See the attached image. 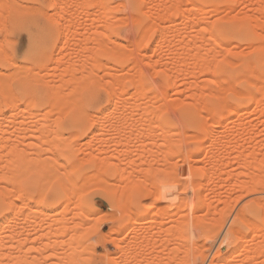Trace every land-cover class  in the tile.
<instances>
[{
  "label": "snow or ice",
  "instance_id": "6c2138e0",
  "mask_svg": "<svg viewBox=\"0 0 264 264\" xmlns=\"http://www.w3.org/2000/svg\"><path fill=\"white\" fill-rule=\"evenodd\" d=\"M120 2L108 0L103 5L122 18L120 26L108 33L111 38L108 42L120 54L108 58L114 60L118 79L110 77L112 83L105 86L103 77L92 76L91 82L85 81L77 86V92L69 93L66 101L42 93L35 97L26 95L8 99L0 108V111L8 109L15 113L18 107L27 105L25 111L39 109L38 116L44 110H51L46 119L63 137L55 148L45 145L46 151L18 154L16 175L4 166L5 171L0 174V226L18 220L34 209L55 216L72 215L79 221L77 247H87L91 253L87 264H137L131 259L133 230L139 227V222L155 214L154 219H164L179 233L178 249L172 261L143 259L141 264H252L250 260L244 261V250H250L257 243L264 249V158L258 167H249L243 175L235 177L239 183L234 186L231 200L223 212L219 207L214 210L207 189L199 179L200 174L194 175L190 164L194 157L204 155L205 147L217 140L216 133L224 124L238 119L247 124L244 113L253 120L264 121V24L256 27L251 21L242 24L217 21L206 26L205 32L211 28L212 36L219 41L217 55L212 61L214 67L208 68L214 95L205 100V110L193 112L192 109L172 107L167 100L171 95L168 83L162 72L154 71L160 65L148 62L152 57L147 53L156 55L153 48H158L159 40L157 33L149 31L153 23L148 14L153 7L151 0H128L125 6L118 7ZM42 7L45 12L51 10L45 17L46 32L31 38L27 48L23 41L11 42L18 40V33L7 34L0 29V84L4 85L5 92L13 75L18 77L24 72L32 75L47 70L48 49L58 38L55 13L61 5L53 2ZM238 41L242 42V47L259 45L261 72L258 76L243 73L245 78L241 79L239 65L233 66L237 52L231 49ZM22 64L27 67H20ZM122 100L130 106L139 102L149 107L148 101L152 102L155 130L169 133L171 151L162 158L165 167L170 161H182L172 169L173 176L182 178L179 186L162 183L159 191L147 192L148 184L156 181L151 169L146 174L141 169L130 176L127 158L125 163L119 158L112 162L92 147L97 135L106 134L115 122ZM205 117L219 127H208ZM189 135L200 139L190 140ZM261 137L264 138V133ZM122 168L125 171H121ZM197 182L201 183L199 191L191 187ZM37 251L44 255L43 251ZM0 264L84 262L79 259L70 262L28 259L0 261Z\"/></svg>",
  "mask_w": 264,
  "mask_h": 264
},
{
  "label": "rangeland",
  "instance_id": "374dc122",
  "mask_svg": "<svg viewBox=\"0 0 264 264\" xmlns=\"http://www.w3.org/2000/svg\"><path fill=\"white\" fill-rule=\"evenodd\" d=\"M98 1H100V0H0V29L4 30L7 34H17L18 33V40H13L11 42L13 44H18L20 41H23L25 48L28 47L29 40L32 37L42 36L46 32L45 17L50 14L51 10H49L48 12H45L42 6L44 4H49V3H53V2H58V3L61 2L60 3V5H61L60 9L55 13V15L57 17L56 24H57V36H58V38L52 41V46L48 49V56H49L50 62L48 64L47 71L39 72L40 75H39V73H34L32 75H28L26 72L21 73L18 77L16 75H13L8 81V84H7L8 91L7 92L4 91V85L0 84V108H3L4 103L8 99H13L15 97H21V96H26V95H31V96L35 97V96H38L42 93L48 94V95L56 98L57 100H61V99L67 100L69 95H66V94H69L70 92L71 93L77 92L78 91L77 86L82 84L84 81H86V80H84V78L82 79V77L88 76V78L91 79L90 77L95 76V74H96L95 77L97 79H99L100 77L104 78V76H105L104 82L106 81L107 83L105 82L104 85H106V86H107V84L109 85V83H110V80H111V79H109L110 77L113 79L117 78L118 74L114 71V68H113L114 60H109L108 58L109 57H118L120 54L115 53V50L112 49V45L110 43L108 44L107 42L109 41V39H111L108 36L109 31L114 29V28L119 27L120 26L119 21L121 19H120V17L112 15L113 14L112 9H107V7L103 6V5H106L108 3V0H101V4H103V5H101ZM178 1L182 5H184V7H179L178 5H181V4ZM186 1H188V3ZM121 2H120L121 5L124 6V4H126L128 2V0H125V1L121 0ZM190 2H192L196 7L200 6V10L205 8L204 11L197 10L198 13H199V11L201 12V17L200 16H198V17L202 18V16H204V18L206 19V20H204V22L206 21L205 23H208V21H209L211 24H215V23H217V21H221V22H231V23L242 24V23H245L246 21H251L254 26L258 27L259 25L264 24V0H184L183 3H182V0H176V1L175 0H151L153 7L148 10V14L151 15V17L153 15L155 16V14L158 16H155V17L153 16L154 18L152 17V19H154V20H152L153 24H151L149 26V27H151V28H149V31L155 32L158 34V36H159L158 46L159 47L153 48V52L156 53V55L154 57L152 56V53H147V55L149 57H152L148 62L153 64V65H156V64L160 65V67L157 69H154V71L162 72L164 75L165 81L168 83V86L171 90V95H169L167 97L168 102L170 104L171 103L173 104L176 101V103H175L176 105L173 104L175 106V108L180 106V108L192 109L193 112H195L198 110L203 111L206 107L205 106L206 105L205 100L212 98L214 95V93L211 91L212 76H210V74L208 72V67L209 66L214 67V64H212L213 60L211 61V59H213L217 55V52L215 51V49H216L215 46L217 44H219V41H217L215 39V37L212 36V34L210 33L211 28H209V30H207V32H205V27L207 25H205V27H204L205 23L202 24L201 21H196V20H198V18H196V20H193L192 22H191V20H189L190 22L189 21L187 22V20H186L187 19L186 16H188L187 13L189 10L192 9V7H194V6H191L192 3L190 4ZM20 3H21L20 7L23 6L22 7L23 9H21L19 7V5H17ZM63 3H65V4H63ZM15 4H16V6H15ZM25 4L28 8L29 7L30 8L24 9ZM29 4H30V6H29ZM157 4H159V5H157ZM169 4H171V7ZM3 5H9V7H4ZM93 5L102 6V8H101L102 10L99 9L100 7H96V8L91 7ZM121 5L119 4L118 7H122ZM174 5H175V7H174ZM225 5H226V9L223 8V7H225ZM227 5L231 6L230 7L231 9L229 7H227ZM154 6H155V8H154ZM210 6H211V8H209ZM214 6L218 8L217 11L214 8ZM158 7H159V9H158ZM14 8H16V9H14ZM163 8H165V9L163 10ZM179 8L180 9L183 8V9L180 10ZM26 9H27V11H26ZM30 9H31V11H30ZM166 9H167V11H166ZM187 9H189V10H187ZM233 9H235V10H233ZM185 10L187 12H185ZM224 10H225V12H224ZM203 12H205V13H203ZM227 13H228V15H227ZM59 14H60V16H59ZM107 14L109 17H107ZM160 14H162V15L160 16ZM182 14L184 17L182 16ZM203 14H205V15H203ZM110 15L112 17L114 16L116 19L117 18L118 19L116 20L114 18L116 20L115 21ZM199 15H200V13H199ZM103 16L107 17V20H109L108 23L106 22L107 21L106 18H104ZM179 16H181V17H179ZM101 17L105 21H102ZM162 17H164V18H162ZM234 17H236V18H234ZM167 18H168V20H167ZM180 18H182V19H180ZM224 18H227V19H224ZM110 19L114 20L117 24L114 21H112L113 23L110 22ZM163 19H165V20L163 21ZM258 20L262 21V23ZM101 22L102 23L104 22L103 23L104 26H102ZM256 22H258V23H256ZM110 23H112V24H110ZM192 23L193 24L195 23V24L193 25ZM163 24H164V26L165 25L169 26V27L167 26L168 31L167 32L165 31L166 34H164V36L162 35L164 33V30L162 31ZM188 24H189V26H188ZM190 24H192V25H190ZM155 25H158V26H155ZM160 27H161V30H160ZM203 27H204V29H203ZM21 28H23L25 30L19 31ZM103 28H105V29H103ZM176 29H178V30H176ZM190 29H191V31H190ZM195 30H196V32H195ZM198 30L200 32L203 31V35ZM64 31L66 32V34L64 33ZM184 31H186V33ZM98 32H100L101 34ZM105 34H107L108 37ZM167 34L169 37L167 36ZM181 34L185 35L184 40L180 38ZM197 34H198V36H197ZM96 35H98V36L96 37ZM161 35H162L163 39L165 40L164 42H163V40H161L162 39ZM76 36H77V38H76ZM103 36H105V37L103 38ZM201 36H202V39H201ZM170 37H171V40H170ZM182 37H184V36H182ZM186 37H187V40H189V41L188 42L186 41V45H185ZM69 38L70 39L72 38V39L70 40ZM90 38L92 40H88ZM107 38H108V41L105 42V40H107ZM97 39H98L99 43L95 42V41H97ZM77 40H78V42H77ZM99 40H102V42L104 40L105 43H103V45H102L103 47L100 46L101 43ZM173 40H174V42H173ZM161 42L163 43V45L161 44ZM166 42H168V44ZM83 43H85L86 46L89 45L88 48L86 47L87 50H86L85 45ZM87 43H88V45H87ZM193 43H195L199 46V49H196L197 54L195 53L196 55H194V56H197L199 54L198 52H200V50H201L202 52H200V54L198 56H200L201 54H202V56H204V55L205 56H204V58L201 56L202 58L199 57V59H197V60L200 61V59H202V60L205 59V61L208 65H205L206 63L204 61L203 63L201 62L202 64L200 63V65L198 67L197 66L199 64L198 61L196 59L194 60V58H196V57H194V56H193L194 58H192V57L189 58V56L186 57V55L194 54L195 50L192 49V47L194 48L195 46L193 45ZM64 44H66V45L64 46ZM98 44H99V46H97ZM164 44H166V45H164ZM176 44L178 46L179 45H182V46L185 45L186 47L185 46L184 47H182V46L178 47ZM241 44H242V42L238 41L236 45L232 46L233 49H231V50L233 52L237 51V56L234 58V61H236V62H233V66L236 67L237 65H239V70L242 74L241 79L245 78L243 73H247V75L251 76V77H256L261 72V67H260V65H261V57H260L261 53H260L259 45H256V46L249 48L246 46L242 47ZM104 45L107 47L111 46V48H109V49H111L110 50L111 53H110V51L108 52L109 49L107 51L105 50ZM171 45L174 46V48ZM200 45H201V47H200ZM212 45L215 47L214 51H215L216 55L214 53L211 54V52L209 50L210 47L213 50L214 47H212ZM206 47H207V49H206ZM221 47L223 48L225 46L221 45ZM182 48H184V49H182ZM204 48L206 50H208L209 53H207V51ZM169 49H171V51ZM187 49H188V51H187ZM178 50H179L180 54L178 53ZM192 50H194V51H192ZM204 50H205V53H204ZM175 52H177V53H175ZM179 58H180V61L178 60ZM208 58H210V59H208ZM206 59H208V60H206ZM98 60L100 62L97 64L96 62H98ZM196 61H197V63H196ZM209 61H210V63H209ZM189 62H191V63L189 64ZM13 63H15V61H13ZM71 63L73 64V66H71ZM75 63H77V65H75ZM180 63H182V64H180ZM185 63H187V64H185ZM85 65L88 67L85 68L84 67ZM107 66H110V67H107ZM196 66L199 69L202 67L203 70L200 71V70H198V68L196 70ZM20 67L26 68L27 65L22 64V65H20ZM50 67H51V70L49 69ZM74 67H75V69H74ZM91 67H94L93 69L95 71L93 69H91ZM182 67L184 69H188L187 70L188 72L186 70L183 71L184 69ZM55 68H57V69H55ZM81 68H85L84 70H86V71H84ZM89 68H90V73H88L89 71L87 72V70H89ZM105 68H108V69H105ZM169 68L172 69V71L169 70ZM194 68L196 71L194 70ZM79 69H80V71H79ZM193 70L195 71V73H197V71H198L197 74H199V75L195 76L196 74H194L192 72ZM82 71H83V73H82ZM113 71H114V73H112ZM190 71L192 74H194L193 76H195L197 79H195V77L191 78L193 76L190 73ZM107 72L109 74L110 73L111 74L109 75ZM185 72H187V73H185ZM84 73H86V74H84ZM176 73H178L177 74L178 79H177ZM205 73H207V74H205ZM47 74H48V76L46 77L45 75H47ZM100 74L102 76H100ZM41 75H43L44 77ZM69 75H71V76L68 77ZM97 75L99 77H97ZM111 75H114V76H111ZM108 76H110V77H108ZM48 77H49V79L51 77V80H49ZM79 77H81V79ZM204 77L206 78L205 80L203 79ZM209 77H211V78H209ZM45 78L48 80H46ZM89 79H87V80L89 81ZM200 79H202V81ZM210 79H211V81H210ZM54 80L55 81L58 80L57 81L58 84ZM62 80H63V82H62ZM80 80L82 81V83ZM176 80L177 81L179 80L178 83ZM193 80L194 81L196 80L198 82L197 86H196V84H197L196 81L194 82ZM199 80H200V82H203V83H201V85L199 83ZM181 81H182V83H181ZM190 81L192 84L194 83L193 84L194 88L191 86L192 84L190 83ZM89 82H91V80ZM60 83H61V85H60ZM73 83H74V85H71ZM121 83H123V81H121ZM175 83H177V84L175 85ZM207 83L208 84L210 83V86ZM189 84H191V85H189ZM59 86H61L62 89H60ZM57 87H59V88H57ZM204 88L205 89L207 88V90H205ZM60 90L64 91V93H66V94H63L62 91H61L62 92L61 93ZM122 91H124V90H121V92ZM191 91H194V92H191ZM54 92H57V93H54ZM59 93L62 95H59ZM201 93H202V95H201ZM209 94H211V95H209ZM118 99H120V97H118ZM170 101H172V102H170ZM201 101H202V103H201ZM32 102L35 103V99H33ZM21 103H23V100H21ZM121 103H124L126 105L128 104V103H126V100H124V101L122 100ZM136 103H134V105H131V106L128 104L129 105L128 109H125V107L124 108L121 107L122 111L120 110L118 116L115 119V122L110 125L111 130L109 129L106 132V134H104V135H97L96 143L93 144L92 147L95 149L96 152L104 153L106 156H108L112 160V162H115V159L119 158L121 163H125V158H127L126 163H127V165H130V167L127 168V172L129 173L130 176L133 175L135 172L140 171L141 169L144 171L145 174L149 171V169H151L153 176L157 180L156 181L157 183H156V186L154 184H148L147 192L159 191L160 185L162 183H165L164 180L159 179L161 175H162L161 178H163V174H165V177H166V175H168L170 179L174 178L173 181L168 179L169 180L168 182H170L169 184L179 186L178 184H180V183H177V182L178 181L181 182V179H178L179 176H173L172 175V169L175 168V166L178 162L182 163V161H177V160L170 161L168 166L165 167V161H164V159H162V158L166 157L168 155V153L171 151V145L168 141L169 133H167L164 130L156 131L155 130V124L153 123V120H154L153 111L151 112V110L149 109L150 106L147 107V111L143 110L146 112L143 113V111H142V113H143L142 114V113H140L142 110L140 108L141 104L140 103L137 104L139 107L138 108L135 105ZM150 103H152V102L150 101ZM124 104H122V106ZM148 104H149V102H148ZM126 105H124V106H126ZM173 105H172V107L174 108ZM200 105H201V107H200ZM26 107H27V105H25L24 107H18V111L15 113L10 112L8 109H3V111H0V174H2L5 171L4 166H7V171L9 173H11L13 175H16L18 173L19 169L16 166V157L21 152L30 153V152H35V151H46L45 145H47L48 147L55 148V147H57L59 141H61L63 139V137L59 136L58 133L55 131V128L52 126V122L49 121L48 119H46V117L51 115V110H44L43 114L41 116H38V115H36V112L39 111V109H32L31 111H25ZM134 107L137 110L133 109ZM131 108L133 110H131ZM200 108H202V110ZM152 109H153V107H152ZM4 112H8V115H4ZM124 112H125V114H124ZM123 115H126V116H123ZM138 115H140V116H138ZM256 115L258 116V114H256ZM127 116H129L130 118ZM244 116L246 118L248 117L247 120L249 118H251L249 120H251V122L255 123V124H252L249 120H248L247 124L243 123L242 120H240V122H241L240 123L239 119L236 120V122L232 121L231 122L232 124L231 123L224 124L222 127L223 129L220 128V130H219L220 132H218L219 135L216 133L218 135V136L216 135V137L217 138L219 137V138H218V140L213 142L212 150H211V148H209V147H212V145L209 144L210 146L208 145L207 147H205V149H203L204 153H205L203 156H199V157L196 156L200 159L202 158L201 161L199 162V165L201 164L203 166L205 164H209L206 166H209V168L211 167L212 168L211 171H214L213 170L214 165L211 166L213 163L210 164V162H214V161L216 163H217V161L220 162V159H221L220 155H223L224 157H226L225 159H223L224 157L221 156L223 159V160L221 159V162L222 161H224V162H222V163L218 162L220 165L225 163V160L227 162V163H225V165L224 164L222 165L224 170L220 166L221 170H223L222 172L227 170V172L225 171V173H221L223 176H226V177H224L225 180H223L224 178L221 176L223 178L222 180L224 183H222V180L218 181L219 179L217 177L220 176L219 174H218V176L216 174V176H214L213 178H214L215 182L218 183V185H219V182H221V184L224 185L225 181H227L226 179L229 178L227 181L229 187H227V188H230L231 186H233V183H235V181L238 182L235 179L236 175L237 176L243 175L242 171L248 169L249 166L250 167L252 166L249 164H251V163L253 164V162H251V161H253V159L255 161L257 155L259 157L257 156L256 162H254L255 165H253L251 168L258 167L260 165V164L258 165V163H261L260 161H258V158L261 159L264 157V138L261 137V133H264V128H261V123H264V121L253 120L252 117L248 115V113H244ZM144 117H147V118H144ZM205 120H208V118L205 117ZM131 123H132V125H131ZM237 124L239 125L240 128L237 126ZM256 124H257V126H255ZM207 126H209V127L211 126L213 128L219 127V125L217 126V124L213 120H211V121L208 120ZM252 126H253L254 130H253ZM241 127H243V128H241ZM226 128H227V130H226ZM239 130H240V133L238 132ZM113 131L116 133H114ZM221 131H222V133H221ZM225 131H227L228 133ZM234 131H235V133L233 134ZM102 132H103V129H102ZM223 132H224L225 136L223 135ZM229 132H231L230 135H229ZM248 133L250 134V137H249ZM116 135H117V137H115ZM236 136H237V138H236ZM189 137L190 138H188V139H190V140H199L200 139V137H196V136L191 137V135H189ZM221 138H222V140H221ZM229 138H231V141H233V142H231ZM239 138L241 140H238ZM246 139H248V140L250 139V140L248 141ZM217 141H218V143H217ZM226 141H227V143H229V141H230V143L227 145L225 143ZM176 143H179V141H177ZM166 144H168L169 146L166 147ZM244 145L246 146V148ZM221 149L225 151V154L223 153L224 151H222ZM243 149H244V151H243ZM210 150L212 151V154L214 155V157H212V158H216L217 161L215 159H213L214 161L209 160V158L205 159L207 157V155H208V157H209V155L212 156V154H209V153H211ZM237 150H238V152H237ZM241 152H244V153H241ZM217 153L219 154V157H218ZM239 153H241L242 155L246 154L245 156L248 155L249 158L247 157L246 158L247 160L248 159L251 160L250 157H253V155L255 156L252 158V160L250 162L247 160H243V162H245L246 165L249 162V164L247 165V168H245V169H241V167L236 166V164H238V163H237V161H234L235 159H237L239 157H241L240 158L241 160L245 158L244 155H243L244 156V158H243V156ZM251 153H252V155H251ZM237 155H239V157ZM260 155H263V157ZM234 157H236V158H234ZM227 158H230V159L232 158L233 160L230 161V159H229V161H228ZM52 159L55 161L56 157L53 156ZM196 159L197 158H195V160ZM210 159H211V157H210ZM207 160H209L210 162H208ZM237 160L239 163L241 162V160H239V159H237ZM205 161L208 163H205ZM192 162H194V161H192ZM231 163L234 165H232ZM145 164H147V167H145ZM238 165H240V164H238ZM210 169H209V171H210ZM228 170L233 175H235V177L233 175L228 176L227 175L229 173ZM121 171H125V169L122 168ZM239 171H241L242 173L239 174ZM215 172H216V170H215ZM231 173H229V174H231ZM158 174H161V175H158ZM230 176L234 177V178L232 179V178H230ZM201 177H204V176L199 177L200 181L202 180L203 185H207L206 182L209 183L208 185H210V186L207 185L206 187H211V183L216 184V183H214V180H209V182H208L207 180L209 178L204 177V179L203 178L201 179ZM213 178H211V179H213ZM137 179H142V177H138ZM164 179H166V178H164ZM231 179L232 180L235 179L234 182ZM205 180H206V182H205ZM229 181H231V183ZM171 182H173V183H171ZM204 182H205V184H204ZM227 182H226V184H227ZM227 188L225 187V189H223V186H222V188L217 190L218 192H219V190L223 191V193L221 192L223 194V196H226V194H228V196L225 197L227 202L225 201V199H223V202L225 201L224 204H221L223 202H221V203L216 202L218 204V206L215 204L216 207L222 208V209L220 208L221 212H223L224 209L227 207V205L229 204L231 197H232V193H231V190L233 191V189H231L232 187L230 188L231 190L229 192L227 191L228 190ZM182 189H181V192H182ZM224 191L225 192L227 191L226 194ZM222 194H220V195L222 196ZM221 201H222V199H221ZM61 211H63V210H61ZM154 216H155V214H153V216H149L147 218V220L142 221L141 223L139 222L140 227H138V229L139 230L144 229V231L146 230L145 233L143 230H142V232L141 231L137 232L136 231L137 228L133 230L135 232V235L132 236V246L134 248V252L131 256V259L135 260L137 262V264H141L142 258L152 259V260H164V259H166V260L172 261L176 256V252L178 249V244L176 243V241H177L176 236H178L179 233L177 234V232L174 231L173 228L169 227L165 223L164 219H154ZM169 219H171V218L169 217ZM143 224H145L144 226H148V227H144ZM78 226H79V221L74 220L72 215L55 216L51 212H47V211H43V210H35V209L32 210V212L30 214L25 213V214L21 215L18 220L6 222L3 226H0V261H8V260L15 261V260H28V259L39 261V260H53V259H55V260H63L65 262H70L74 259H79V260L83 261L84 264H87L91 253L87 247H85V248L77 247V245L79 244V236H80ZM141 227H142V229H140ZM148 230H149V232H148ZM151 232L155 233V234H153V235L151 234V237H149V235L144 236V234H146V233L149 234ZM137 234L140 237L139 236L136 237ZM141 236L144 237V238H142L143 240L140 239ZM74 237H75V239H74ZM97 247H99V245H97ZM37 249L43 251L44 255L41 256L40 252L37 251ZM49 249H51V251H49ZM137 251H138V253L142 254L143 256L142 255L141 256L136 255Z\"/></svg>",
  "mask_w": 264,
  "mask_h": 264
},
{
  "label": "bare ground",
  "instance_id": "6f19581e",
  "mask_svg": "<svg viewBox=\"0 0 264 264\" xmlns=\"http://www.w3.org/2000/svg\"><path fill=\"white\" fill-rule=\"evenodd\" d=\"M123 1H125V0H123ZM175 1H176V0H175ZM183 1H184V0H182V3H183ZM14 2H15V1H14ZM61 2H62V1H61ZM61 2H60V3H61ZM85 2H86V1H85ZM98 2L101 4V0L98 1ZM153 2H154V1H153ZM160 2H161V1H160ZM178 2H179V1H178ZM186 2L188 3V1H186ZM121 3H122V2H121ZM121 3H120V5H121ZM154 3H155V2H154ZM179 3H180V2H179ZM191 3H192V2H190V4H191ZM11 4H12V3H11ZM63 4H65V3H63ZM66 4H67V3H66ZM155 4H156V3H155ZM180 4H181V3H180ZM17 5H19V7H20L21 3H20V4H17ZM101 5H103V4H101ZM157 5H159V4H157ZM169 5H170V7H171V4H169ZM169 5H168V6H169ZM228 5H229V4H228ZM228 5H227V7L230 8L231 6H228ZM11 6H12V5H11ZM15 6H16V4H15ZM15 6H14V7H15ZM25 6H26V4L24 5V9H25V8H27V9L30 8V7L28 8L27 6H26V7H25ZM29 6H30V4H29ZM32 6H33V5H32ZM118 6H119V5H118ZM121 6H122V5H121ZM124 6H125V4H124ZM155 6H156V5H155ZM155 6H154V8H155ZM191 6H194V7H192L191 10L187 9V10H189L188 13H187V15H188L189 17L186 16V15L184 14V15L187 17V19H186L187 22H188L189 20H191V22H192L193 20H196V18H198V20H196V21H201L202 24L205 23L206 21L204 22V20H206V19L204 18V16H202V18H200V17H201V12H200V11H204L205 8L202 9V10H200V6L196 7L193 3H192ZM22 7H23V6H22ZM22 7H20V8L23 9ZM99 7H100L99 9L102 8V6H99ZM122 7H123V6H122ZM174 7H175V5H174ZM174 7H173V8H174ZM16 8H17V7H16ZM16 8H14V9H16ZM198 8H199V9H198ZM206 8H207V7H206ZM209 8H211V6H210ZM214 8H215L216 11H217L218 8L215 7V6H214ZM223 8L226 9V5H225V7H223ZM27 9H26V11H27ZM107 9H109V8H107ZM158 9H159V7H158ZM164 9H165V8H163V10H164ZM179 9H180V8H179ZM182 9H183V8H182ZM182 9H180V10H182ZM220 9H221V8H220ZM220 9H219V10H220ZM230 9H231V8H230ZM230 9H229V10H230ZM34 10H35V9H34ZM101 10H102V9H101ZM103 10H104V9H103ZM161 10H162V9H161ZM172 10H173V9H172ZM197 10H200V11H199L200 15H199V13H198ZM221 10H222V9H221ZM26 11H25V12H26ZM30 11H31V9H30ZM39 11H40V10H39ZM99 11H100V10H99ZM166 11H167V9H166ZM169 11H170V10H169ZM169 11H168V12H169ZM183 11H184V10H183ZM100 12H101V11H100ZM149 12H150V11H149ZM173 12H174V11H173ZM185 12H187V11L185 10ZM224 12H225V10H224ZM226 12H227V11H226ZM42 13H43V12H42ZM64 13H65V12H64ZM101 13H102V12H101ZM108 13H109V12H108ZM152 13H153V12H152ZM152 13H151V14H152ZM155 13H156V12H155ZM180 13H181V12H180ZM203 13H205V12H203ZM48 14H49V13H48ZM158 14H159V13H158ZM190 14H191V15H190ZM112 15H113V14H112ZM161 15H162V14H160V16H161ZM180 15H181V14H180ZM203 15H205V14H203ZM227 15H228V13H227ZM236 15H237V14H236ZM45 16H46V15H45ZM59 16H60V14H59ZM73 16H74V15H73ZM110 16H111V15H110ZM114 16H115V15H114ZM114 16H113V17L111 16V17L114 19V18H115ZM150 16H151V15H150ZM153 16H154V15H153ZM153 16H152V17H153ZM155 16H158V15L155 14ZM155 16H154V17H155ZM182 16H183V14H182ZM198 16H200V17H198ZM103 17L106 18V20H107V17H109V16H108V14H107V17H105V16H103ZM152 17H151V18H152ZM154 17H153V18H154ZM165 17H166V16H165ZM179 17H181V16H179ZM179 17H178V18H179ZM183 17H184V16H183ZM227 17H228V16H227ZM229 17H230V16H229ZM101 18H102V17H101ZM112 18H111V19H112ZM157 18H158V17H157ZM162 18H164V17H162ZM234 18H236V17H234ZM91 19H92V18H91ZM111 19H110V22L114 21L116 18H115L114 20H111ZM117 19H118V18H117ZM117 19H116V20H117ZM120 19H122V18H120ZM180 19H182V18H180ZM184 19H185V18H184ZM224 19H227V18H224ZM116 20H115V21H116ZM152 20H154V19H152ZM155 20H156V19H155ZM161 20H162V19H161ZM164 20H165V19H163V21H164ZM167 20H168V18H167ZM186 20H185V21H186ZM207 20H208V19H207ZM254 20H255V19H254ZM102 21H105V20L102 18ZM115 21H114V22H115ZM255 21H256V20H255ZM258 21H260V20H258ZM106 22L108 23L109 20H107ZM174 22H175V21H174ZM189 22H190V21H189ZM201 22H200V23H201ZM253 22H254V21H253ZM260 22L262 23V21H260ZM101 23H102V22H101ZM103 23H104V22H103ZM103 23H102V26H104ZM107 23H106V24H107ZM112 23H113V22H112ZM112 23H110V24H112ZM115 23H116V22H115ZM161 23H162V22H161ZM163 23H164V22H163ZM170 23H171V22H170ZM209 23H210L209 21H208V23H205V24H204V27H205V25H208ZM256 23H258V22H256ZM116 24H117V23H116ZM152 24H153V23H152ZM155 24H156V23H155ZM171 24H172V23H171ZM175 24H176V23H175ZM192 24H193V23H192ZM192 24H190V25H192ZM194 24H195V23H194ZM194 24H193V25H194ZM258 25H259V24H258ZM155 26H158V25H155ZM160 26H161V25H160ZM167 26H168V25H165V26H164V24H163V26H162V31L164 30V33L162 32V33H163V34H162L163 36H164V34H166L165 31H166V32L168 31L167 28H168L169 26H168V27H167ZM176 26H177V25H176ZM188 26H189V24H188ZM172 27H173V26H172ZM200 27H201V26H200ZM204 27H203V29H204ZM101 28H102V27H101ZM149 28H151V27H149ZM177 28H178V27H177ZM201 28H202V27H201ZM205 28H206V27H205ZM65 29H66V28H65ZM103 29H105V28H103ZM172 29H173V28H172ZM160 30H161V27H160ZM169 30H170V29H169ZM176 30H178V29H176ZM181 30H182V29H181ZM200 30H201V29H200ZM208 30H209V28H208ZM97 31H98V30H97ZM102 31H103V30H102ZM171 31H172V30H171ZM190 31H191V29H190ZM198 31H199V30H198ZM67 32H68V31H67ZM83 32H84V31H83ZM169 32H170V31H169ZM182 32H183V31H182ZM184 32L186 33V31H184ZM195 32H196V30H195ZM199 32H200V31H199ZM209 32H210V31H209ZM64 33L66 34L65 31H64ZM75 33H76V32H75ZM98 33H100V32H98ZM102 33H103V32H102ZM200 33L203 35V31L200 32ZM200 33H199V34H200ZM210 33H211V32H210ZM83 34H84V33H83ZM87 34H88V33H87ZM100 34H101V33H100ZM100 34H99V35H100ZM177 34H178V33H177ZM177 34H176V35H177ZM70 35H71V34H70ZM103 35H104V34H103ZM105 35L107 36V34H105ZM162 35H161V37H162ZM179 35H180V34H179ZM88 36H89V35H88ZM97 36H98V35H96V37H97ZM101 36H102V35H101ZM167 36H168V34H167ZM173 36H174V35H173ZM173 36H172V37H173ZM182 36H184V37H182ZM197 36H198V34H197ZM199 36H200V35H199ZM65 37H66V36H65ZM69 37H70V36H69ZM94 37H95V36H94ZM96 37H95V38H96ZM104 37H105V36H103V38H104ZM107 37H108V36H107ZM168 37H169V36H168ZM32 38H33V37H32ZM74 38H75V37H74ZM76 38H77V36H76ZM76 38H75V39H76ZM87 38H88V37H87ZM95 38H94V39H95ZM178 38H179V37H178ZM178 38H177V39H178ZM180 38L184 40L185 35H184V34H183V35L181 34V37H180ZM199 38H200V37H199ZM69 39H70V38H69ZM71 39H72V38H71ZM71 39H70V40H71ZM105 39H106V38H105ZM105 39H104V40H105ZM196 39H197V38H196ZM196 39H195V40H196ZM201 39H202V36H201ZM64 40H65V39H64ZM64 40H63V41H64ZM80 40H81V39H80ZM82 40H83V39H82ZM88 40H92V39L90 38V39H88ZM104 40H103V42H102V40H99L100 43H101L100 46H102L103 43L107 42V41H108V38H107V40H105V42H104ZM109 40H110V39H109ZM161 40H163V42L165 41V40L163 39V37H162ZM170 40H171V37H170ZM178 41H179V40H178ZM186 41H187V42L189 41V40H187V37H186V40H185V45H186ZM202 41H203V40H202ZM65 42H66V41H65ZM77 42H78V40H77ZM83 42H84V41H83ZM88 42H89V41H88ZM95 42H98V39H97V41H95ZM173 42H174V40H173ZM179 42H180V41H179ZM85 43H86V42H85ZM85 43H83V44L85 45V48H86V47L88 48V46H89L88 43H87L88 46H86ZM91 43H92V42H91ZM98 43H99V42H98ZM107 43L109 44V42H107ZM166 43L168 44V42H166ZM171 43H172V42H171ZM199 43H200V42H199ZM73 44H74V43H73ZM79 44H80V43H79ZM110 44H111V43H110ZM161 44L163 45L162 42H161ZM173 44H174V43H173ZM178 44H179V43H178ZM180 44H181V43H180ZM183 44H184V43H183ZM200 44H201V43H200ZM65 45H66V44H64V46H65ZM95 45H96V44H95ZM164 45H166V44H164ZM176 45H177V44H176ZM176 45H175V46H176ZM185 45H184V46H185ZM193 45L195 46L194 48L192 47V49L195 50V51L192 50V51H194V54H191V53H190L192 56H191V55H186V54H185L186 57H187V56H189V58H190V57H192V58L196 57V58H194V60H195V59H196V60L199 59V57H200V58H202V57L204 58V56H205L204 54H203L204 56H202V54H201L200 56H198V55L200 54V52H202L201 50H200V52H198L199 54H198L197 56H194V55L197 54V53H196V51H197L196 49H199V46H198L197 44H195V43H193ZM75 46H76V45H75ZM97 46H99V44H98ZM97 46H96V47H97ZM104 46H105V45H104ZM171 46H172V45H171ZM177 46H178V45H177ZM179 46H182V45H179ZM179 46H178V47H179ZM184 46H182V47H184ZM208 46H209V45H208ZM210 46H211V45H210ZM61 47H62V46H61ZM71 47H72V46H71ZM73 47H74V46H73ZM96 47H95V48H96ZM102 47H103V46H102ZM106 47H107V46L104 47L106 51H107L109 48H111V46H108L107 48H106ZM158 47H159V46H158ZM172 47L174 48V46H172ZM185 47H186V46H185ZM187 47H188V46H187ZM200 47H201V45H200ZM212 47H214V46L212 45ZM215 47H216V46H215ZM215 47L213 48V50H212V48L210 47L209 50H210L211 54L214 53V54L216 55V53H215V51H216ZM257 47H258V46H257ZM257 47H256V48H257ZM59 48H60V47H59ZM83 48H84V47H83ZM87 48H86V50H87ZM169 48H170V47H169ZM173 48H172V49H173ZM180 48H181V47H180ZM208 48H209V47H208ZM60 49H61V48H60ZM60 49H59V50H60ZM89 49H90V48H89ZM89 49H88V50H89ZM112 49H113V48H112ZM182 49H184V48H182ZM185 49H186V48H185ZM188 49H189V48H188ZM188 49H187V51H188ZM200 49H201V48H200ZM204 49H205V48H204ZM206 49H207V47H206ZM206 49H205V50H206ZM214 49H215V51H214ZM232 49H233V48H232ZM110 50H111V49H109L108 52H109ZM169 50L171 51V49H169ZM205 50H204V53H205ZM90 51H91V50H90ZM184 51H185V50H184ZM198 51H199V50H198ZM206 51H207V53H209L208 50H206ZM213 51H214V52H213ZM234 51H235V50H234ZM243 51H244V50H243ZM75 52H76V51H75ZM88 52H89V51H88ZM236 52H237V51H236ZM97 53H98V52H97ZM110 53H111V51H110ZM115 53H116V52H115ZM175 53H177V52H175ZM178 53L180 54L179 50H178ZM183 53H184V52H183ZM195 53H196V54H195ZM240 53H241V52H240ZM242 53H243V52H242ZM259 54H260V53H259ZM176 55H177V54H176ZM182 55H183V54H182ZM209 55H210V54H209ZM215 55H214V56H215ZM183 56H184V55H183ZM193 56H194V57H193ZM201 56H202V57H201ZM214 56H213V57H214ZM258 56H259V55H258ZM181 57H182V56H181ZM197 57H198V58H197ZM213 57H212V58H213ZM260 57H261V56H260ZM54 58H55V57H54ZM175 58H176V57H175ZM177 58H178V57H177ZM75 59H76V58H75ZM208 59H210V58H208ZM208 59H206V60H208ZM51 60H52V59H51ZM99 60H100V59H99ZM99 60H98V62H96L97 64L100 62ZM178 60L180 61V58H179ZM194 60H193V61H194ZM212 60H213V59H211V61H212ZM73 61H74V60H73ZM75 61H76V60H75ZM77 61H78V60H77ZM172 61H173V60H172ZM197 61H198V63H199L197 66L199 67L200 63H201V62L203 63V62L205 61V59H204V60L200 59V61H199V60H197ZM197 61H196V63H197ZM70 62H71V61H70ZM234 62H236V61H234ZM66 63H67V62H66ZM66 63H65V64H66ZM72 63H73V62H72ZM72 63H71V66H73ZM175 63H176V62H175ZM178 63H179V62H178ZM190 63H191V62H189V64H190ZM202 63H201V64H202ZM205 63H206V61H205ZM205 63H204V64H205ZM209 63H210V61H209ZM51 64H52V63H51ZM53 64H54V63H53ZM105 64H106V63H105ZM173 64H174V63H173ZM180 64H182V63H180ZM185 64H187V63H185ZM204 64H203V65H204ZM75 65H77V63H75ZM78 65H79V64H78ZM205 65H208V64L206 63ZM250 65H251V64H250ZM105 66H106V65H105ZM180 66H181V65H180ZM183 66H184V65H183ZM197 66H196V70H197V68H198ZM251 66H252V65H251ZM78 67H79V66H78ZM84 67L86 68V67H88V66L85 65ZM107 67H110V66H107ZM177 67H178V66H177ZM212 67H213V66H212ZM85 68H81V69L84 70ZM93 68H94V67H91V69H93ZM170 68H171V67H170ZM170 68H169V70L172 71V69H170ZM174 68H175V67H174ZM179 68H180V67H179ZM182 68H183V67H182ZM208 68H209V67H208ZM252 68H253V67H252ZM49 69L51 70V67H50ZM55 69H57V68H55ZM74 69H75V67H74ZM74 69H73V70H74ZM77 69H78V68H77ZM105 69H108V68H105ZM156 69H157V68H156ZM183 69H184V68H183ZM206 69H207V68H206ZM66 70H67V69H66ZM93 70H94V69H93ZM177 70H178V69H177ZM185 70L187 71L188 69H184L183 71H185ZM194 70H195V68H194ZM194 70H193L192 72H193L194 74H196L195 76H198V75H199V74H197L198 71H197V73H195L196 70H195V71H194ZM198 70L202 71L203 69H202V67H201L200 69L198 68ZM46 71H47V70H46ZM79 71H80V69H79ZM84 71H86V70H84ZM88 71H89V72H88ZM91 71H92V70H91ZM94 71H95V70H94ZM105 71H106V70H105ZM107 71H108V70H107ZM175 71H176V70H175ZM205 71H206V70H205ZM48 72H49V71H48ZM63 72H64V71H63ZM67 72H68V71H67ZM87 72L90 73V68H89V70H87ZM178 72H179V71H178ZM187 72H188V71H187ZM187 72H185V73H187ZM54 73H55V72H54ZM76 73H77V72H76ZM82 73H83V71H82ZM91 73H92V72H91ZM107 73H108V72H107ZM112 73H114V71H113ZM190 73H191V71H190ZM41 74H42V73H41ZM45 74H46V73H45ZM49 74H50V73H49ZM67 74H68V73H67ZM69 74H70V73H69ZM84 74H86V73H84ZM108 74H109V73H108ZM110 74H111V73H110ZM110 74H109V75H110ZM177 74H178V73H176V75H177ZM182 74H183V73H182ZM191 74H192V73H191ZM194 74H192V76H193ZM205 74H207V73H205ZM24 75H25V74H24ZM39 75H40V73H39ZM116 75H117V74H116ZM174 75H175V74H174ZM186 75H187V74H186ZM200 75H201V74H200ZM41 76H43V75H41ZM45 76L47 77L48 74L45 75ZM52 76H53V75H52ZM52 76H51V77H52ZM70 76H71V75H69L68 77H70ZM95 76H96V74H95ZM100 76H102V75L100 74ZM111 76H114V75H111ZM195 76H193V77H191V78H194ZM201 76H202V75H201ZM210 76H211V75H210ZM28 77H29V76H28ZM43 77H44V76H43ZM51 77H50V79H49V77H48V79L51 80ZM54 77H55V76H54ZM97 77H99V76L97 75ZM108 77H110V76H108ZM202 77H203V76H202ZM206 77H207V76H206ZM79 78L81 79V77H79ZM83 78H84V80H86V81H88L87 79H89L88 76H87V77H82V79H83ZM90 78H91V77H90ZM104 78H105V76H104ZM117 78H118V75H117ZM117 78H116V79H117ZM209 78H211V77H209ZM45 79H46V78H45ZM48 79H46V80H48ZM54 79H55V78H54ZM56 79H57V78H56ZM174 79H175V78H174ZM177 79H178V75H177ZM195 79H197V78L195 77ZM203 79L205 80L206 78L204 77ZM90 80H91V79H89V81H90ZM111 80H112V79H111ZM111 80H110V83H109V84L112 83ZM200 80L202 81V79H200ZM200 80H199V83H200V85H201V83H203V82H200ZM54 81H55V80H54ZM57 81H58V80H57ZM57 81H55V82H57ZM64 81H65V80H64ZM80 81H81V80H80ZM89 81H88V82H89ZM173 81H174V80H173ZM176 81H177V80H176ZM178 81H179V80H178ZM178 81H177V83H178ZM193 81H194V80H193ZM193 81H192V82H193ZM195 81H196V80H195ZM195 81H194V82H195ZM207 81H208V80H207ZM210 81H211V79H210ZM28 82H29V81H28ZM48 82H49V81H48ZM62 82H63V80H62ZM62 82H61V83H62ZM77 82H78V81H77ZM77 82H76V83H77ZM84 82H85V81H84ZM105 82H106V81H105ZM105 82H104V84H105ZM108 82H109V81H108ZM174 82H175V81H174ZM61 83H60V85H61ZM71 83H72V82H71ZM81 83H82V81H81ZM106 83H107V82H106ZM177 83H175V85H176ZM181 83H182V81H181ZM190 83H191V81H190ZM196 83H197V84H196ZM196 83H195V84H196V86H197V85H198V82L196 81ZM211 83H212V82H211ZM49 84H50V83H49ZM54 84H55V83H54ZM57 84H58V82H57ZM69 84H70V83H69ZM121 84H122V83H121ZM191 84H192V83H191ZM191 84H189V85H191ZM193 84H194V83H193ZM193 84L191 85L192 87H193ZM207 84H208V83H207ZM71 85H74V83L71 84ZM107 85H108V84H107ZM178 85H179V84H178ZM189 85H188V86H189ZM202 85H203V84H202ZM208 85L210 86V83H209ZM52 86H53V85H52ZM105 86H106V85H105ZM194 86H195V85H194ZM55 87H56V86H55ZM59 87H60V89H62L61 86H59ZM59 87H57V88H59ZM174 87H175V86H174ZM189 87H190V86H189ZM193 88H194V87H193ZM55 89H56V88H55ZM204 89H205V88H204ZM121 90H123V89L121 88ZM205 90H207V88H206ZM61 91H62V90H60V92H61ZM175 91H176V90H175ZM178 91H179V90H178ZM57 92H58V91H57ZM57 92H54V93H57ZM62 92H63V94H66V93H64V91H62ZM62 92H61V93H62ZM73 92H74V91H73ZM179 92H180V91H179ZM191 92H194V91H191ZM212 92H213V91H212ZM70 93H71V92H70ZM121 93H123V91H122ZM196 94H197V93H196ZM57 95H58V94H57ZM59 95H62V94L59 93ZM66 95H69V94H66ZM201 95H202V93H201ZM209 95H211V94H209ZM190 96H191V95H190ZM195 96H196V95H195ZM59 97H60V96H59ZM59 97H58V98H59ZM192 98H193V97H192ZM60 99H61V98H60ZM67 99H68V98H67ZM120 99H121V97H120ZM167 100H168V99H167ZM195 100H196V99H195ZM65 101H66V100H65ZM123 101H124V100H123ZM121 102H122V101H121ZM148 102H149V105H150V108H149V109H150L151 112H152V111H153V109H152V107H151L152 103H150V101H148ZM170 102H172V101H170ZM126 103H128V102L126 101ZM175 103H176V101H175L173 104L176 105ZM194 103H195V102H194ZM199 103H200V102H199ZM201 103H202V101H201ZM122 104H124V103H122ZM137 104H139V102H137V103L135 104V105L138 107ZM171 104H172V103H171ZM173 104H172V105H173ZM124 105H126V104H124ZM124 105L122 106L123 108H124V107H125V109H128V108H129V105H128V104H127L126 106H124ZM133 105H134V104H133ZM174 105H173V106H174ZM205 106H206V105H205ZM200 107H201V105H200ZM138 108H139V107H138ZM140 108L142 109L140 113H142L143 110H146V111H147V107H145V106L142 105V104H141V107H140ZM174 108H175V106H174ZM177 108H180V106H178ZM202 108H203V107H202ZM202 108H200V109L202 110ZM205 108H206V107H205ZM133 109H136V108L134 107ZM133 109L131 108V110H133ZM196 109H197V108H196ZM120 110L122 111V109H120ZM136 110H137V109H136ZM204 110H205V109H204ZM126 111H127V110H126ZM126 111H125V112H126ZM146 111H143V113L146 112ZM198 111H200V110H198ZM125 112H124V114H125ZM130 112H131V111H130ZM136 112H137V111H136ZM151 112H150V113H151ZM143 113H142V114H143ZM150 113H149V114H150ZM256 114H258V113H256ZM258 115H259V114H258ZM123 116H126V115H123ZM129 116H130V115H129ZM129 116H127V117H129ZM138 116H140V115H138ZM135 117H136V116H135ZM125 118H126V117H125ZM129 118H130V117H129ZM129 118H128V119H129ZM137 118H138V117H137ZM144 118H147V117H144ZM247 118H248V117H247ZM126 119H127V118H126ZM204 119H205V118H204ZM249 119H251V118H249ZM249 119H248V120H249ZM129 121H130V120H129ZM129 121H128V122H129ZM134 121H135V120H134ZM210 121H211V120H210ZM249 121L251 122V120H249ZM136 122H137V121H136ZM235 122H236V120H235ZM239 122H240V120H239ZM254 122H255V121H254ZM258 122H259V121H258ZM132 123H133V122H132ZM132 123H131V125H132ZM215 123H216V122H215ZM240 123H241V122H240ZM243 123H245V122L243 121ZM251 123H252V122H251ZM231 124H232V123H231ZM238 124H239V123H238ZM238 124H237V126L239 127ZM252 124H255V123H252ZM252 124H251V125H252ZM212 125H213V124H212ZM214 125H215V124H214ZM202 126H203V125H202ZM217 126H218V125H217ZM231 126H232V125H231ZM243 126H244V125H243ZM246 126H247V125H246ZM253 126H254V125H253ZM253 126H252V128H253ZM255 126H257V124H256ZM208 127H209V126H208ZM210 127H211V126H210ZM215 127H216V126H215ZM224 127H225V126H224ZM232 127H233V126H232ZM235 127H236V126H235ZM211 128H213V127H211ZM239 128H240V127H239ZM239 128H238V129H239ZM241 128H243V127H241ZM250 128H251V127H250ZM222 129H223V128H222ZM231 129H232V128H231ZM235 129H236V128H235ZM110 130H111V129H110ZM113 130H114V129H113ZM226 130H227V128H226ZM253 130H254V128H253ZM261 130H262V129H261ZM101 131H102V130H101ZM103 131H104V130H103ZM115 131H116V130H115ZM241 131H242V130H241ZM113 132H114V131H113ZM219 132H220V131H219ZM225 132H227V131H225ZM238 132L240 133V130H239ZM238 132H237V133H238ZM114 133H116V132H114ZM221 133H222V131H221ZM221 133H220V134H221ZM227 133H228V132H227ZM227 133H226V134H227ZM230 133H231V132H229V135H230ZM234 133H235V131L233 132V134H234ZM217 134L219 135L218 132H217ZM217 134H216V135H217ZM218 135H217V136H218ZM223 135L225 136L224 132H223ZM245 135H246V134H245ZM248 135H249V137H250V134H249V133H248ZM253 135H254V134H253ZM232 136H233V135H232ZM240 136H241V135H240ZM240 136H239V137H240ZM115 137H117V135H116ZM191 137H192V136H191ZM193 137H194V136H193ZM230 137H231V136H230ZM233 137H234V136H233ZM251 137H252V136H251ZM253 137H254V136H253ZM188 138H190V137H188ZM218 138H219V137H218ZM218 138H217V140H218ZM226 138H227V137H226ZM236 138H237V136H236ZM197 139H198V138H197ZM229 139H230V141H231V138H229ZM229 139H228V140H229ZM234 139H235V138H234ZM221 140H222V138H221ZM232 140H233V139H232ZM238 140H241V139L239 138ZM242 140H243V139H242ZM246 140H248V139H246ZM249 140H250V139H249ZM249 140H248V141H249ZM251 140H252V139H251ZM165 141H166V140H165ZM215 141H216V140H214V141H212V142L210 143V144L212 145V147H209V148H211V150H212V148H213V142H215ZM224 141H225V140H224ZM224 141H223V142H224ZM230 141H229V143H230ZM231 142H233V141H231ZM234 142H235V141H234ZM236 142H237V141H236ZM217 143H218V142H217ZM217 143H216V144H217ZM225 143H226L227 145L229 144V143H227V141H226ZM238 144H239V143H238ZM241 144H242V143H241ZM233 145H234V144H233ZM233 145H232V146H233ZM239 145H240V144H239ZM239 145H238V146H239ZM209 146H210V145H209ZM236 146H237V145H236ZM241 146H242V145H241ZM244 146H245V145H244ZM225 147H226V146H225ZM229 147H230V146H229ZM234 147H235V146H234ZM214 148H215V147H214ZM245 148H246V146H245ZM253 148H254V147H253ZM204 149H205V148H204ZM208 150H209V149H208ZM211 150H210L211 153H209V154H212V151H211ZM221 150H222V149H221ZM227 150H228V149H227ZM233 150H234V149H233ZM252 150H253V149H252ZM203 151H204V150H203ZM214 151H215V150H214ZM222 151H224V150H222ZM243 151H244V149H243ZM233 152H234V151H233ZM237 152H238V150H237ZM239 152H240V151H239ZM246 152H247V151H246ZM246 152H245V153H246ZM206 153H207V152H206ZM218 153H219V152H218ZM218 153H217V155H218V157H219V154H218ZM223 153L225 154V151H224ZM241 153H244V152H241ZM241 153H239V154H241ZM252 153H253V152H252ZM252 153H251V155H252ZM256 153H257V152H256ZM204 154H205V153H204ZM229 154H230V153H229ZM235 154H236V153H235ZM235 154H234V155H235ZM237 154H238V153H237ZM248 154H249V153H248ZM257 154H258V153H257ZM261 154H262V153H261ZM206 155H207V154H206ZM230 155H231V154H230ZM241 155H242V154H241ZM241 155H240V156H241ZM243 155H244V154H243ZM243 155H242V156H243ZM245 155H246V154H245ZM245 155H244V156H245ZM251 155H250V156H251ZM221 156L224 157L223 155H220V158H221V159H222ZM227 156H228V155H227ZM235 156H236V155H235ZM237 156L239 157V155H237ZM244 156H243V158H244ZM257 156H258V155H257ZM257 156H256V159H257ZM260 156L263 157V155H260ZM198 157H199V156H198ZM198 157H195V158H197L196 160H195V158H193L194 160L192 159V161H194V162L191 161V164H190V167H191L192 172H193L194 175H195L196 173H199L200 176H204V177H206V178H209V179L207 180L208 182H209V180H214L213 177L216 176V174H217V176H218V174L220 175V176L217 177V178L219 179V180L217 179L218 181H221L224 177H226V176H223V175L221 174V173H225V171L227 172V170H225L224 172H222V171L224 170V168H223L222 165H223V164L225 165V163H227L226 160H225V163H223L222 165H220L219 163L221 162V159H220V162H219V161H217L216 158H212V157H214L213 154H212V156L209 155V157H208V155H207V157H206L205 159H207V158H209V160H213V159H215V160L217 161V163L219 162V163L217 164L214 160H213L214 162H210L209 160H207L208 162H210V164L213 163L211 166L214 165V167H213V168H214V169H213L214 171H211L212 168L210 167V168H211V169H210L209 166H206V165H209V164H205V165H203V166H202L201 164L199 165V162L201 161L202 158L200 159V158H198ZM210 157H211V159H210ZM231 157H232V156H231ZM247 157L249 158V156L247 155V156H245V158L242 159V160L240 159L241 157L237 158V159L241 160L242 163H241V162L239 163L238 160L235 159L234 161H237V163L240 164V165L236 164V166L241 167V169H245V168H247V165H248L249 162L252 160V158L255 157V156L253 155V157H250L251 160H250V159L247 160V159H246ZM258 157H259V156H258ZM225 158H226V157H224L223 159H225ZM234 158H236V157H234ZM263 158H264V157H263ZM203 159H204V158H203ZM223 159H222V160H223ZM229 159H230V158H227L228 161H229ZM256 159H255V161H254V159H253V161H251V162H253V164L251 163V164H249V165H252V166L255 165L254 162H256ZM261 159H262V158H261ZM261 159L258 158V161L261 162ZM232 160H233V159L231 158L230 161H232ZM243 160H247V161H249L248 164L246 165V163L243 162ZM247 161H246V162H247ZM208 162L205 161V163H208ZM222 162H224V161H222ZM222 162H221V163H222ZM232 163H233V162H232ZM232 163H231V164H232ZM234 163H235V162H234ZM243 163H244V164H243ZM228 164H229V163H228ZM259 164H260V163H258V165H259ZM232 165H234V164H232ZM220 166L223 168V170H221ZM227 166H228V165H227ZM236 166H235V167H236ZM252 166H251V167H252ZM229 167H230V166H229ZM249 167H250V166H249ZM253 168H254V167H253ZM209 169H210V171H209ZM237 169H238V168H237ZM215 170H216V172H215ZM238 170H239V169H238ZM246 170H247V169H246ZM228 171H229V170H228ZM242 172H243V171H242ZM242 172L239 171V174L242 173ZM229 173H231V172L229 171ZM229 173L227 174L228 176H229V175H233L232 173H231V174H229ZM234 174H235V173H234ZM158 175H161V174H158ZM186 175H187V173H185V176H186ZM161 176H162V175H161ZM161 176H160L159 179L164 180V182H165V183L167 182V184L170 183V182H168L169 180H171V181L174 180V178H171V179H170L168 175H166V177H165V174H163V178H161ZM167 176H168V177H167ZM221 176H222L223 178H222ZM233 176L235 177V175H233ZM236 176H237V175H236ZM204 177H201V179H202V178L204 179ZM219 177H220L221 179H220ZM234 177H231V176H230V178H232V179H233ZM164 178H166V179H164ZM211 178H213V179H211ZM168 179H169V180H168ZM178 179H182V178L178 177ZM228 179H229V178H228ZM228 179H226V180L228 181ZM232 179H231V180H232ZM223 180H225V178H224ZM223 180H222V183H224ZM234 180H235V179H234ZM234 180H232V181L234 182ZM156 181H157V180H156ZM156 181H155V184H154L155 186H156V183H157ZM201 181H202V180H201ZM203 181H204V180H203ZM227 181H225V184H224V185L221 184V182H219V185L221 184V185L219 186L218 183H216L215 180H214V183H216V184L211 183V187H206L209 183H207L206 180H205V182H206L207 185H204V186L206 187L207 192H208V193H207V197H208L209 201L212 202L214 210L216 209L215 204L218 206L217 203H218V202H220V203L223 202V199H225V197L228 196V194H226V192H227V191L229 192L231 189L234 190V186L237 185V184L239 183V182H236V181H235V183H233V186H231L232 188L230 187V188H231V189H230V188H227V187H229ZM205 182H204V184H205ZM212 182H213V181H212ZM226 182H227V184H226ZM171 183H173V182H171ZM177 183H181V182L178 181ZM212 184H213V185H212ZM178 185H180V184H178ZM225 185H226V186H225ZM187 186H188V185H185V187H187ZM208 186H210V185H208ZM222 186H223V189H225V187L228 189V190L226 189V190H227L226 192L224 191L225 194H226V196H223V194H222L223 191H220V190H219V192L217 191L218 189L222 188ZM224 186H225V187H224ZM191 187H192V188H195L197 191H199V190L201 189V183H200V182L194 183V184L191 185ZM181 189H182V188H181ZM221 192H222V193H221ZM232 192H233V191L231 190V193H232ZM181 193H183V189H182V192H181ZM219 193L222 194V196H223L224 198H223ZM229 194H230V193H229ZM220 196H221V197H220ZM221 199H222V201H221ZM225 201H226V199H225ZM225 201H224V202H225ZM216 202H217V203H216ZM224 202L221 203V204H224ZM226 202H227V201H226ZM225 204H226V203H225ZM219 206H220V205H219ZM220 208H221V207H220ZM221 209H222V208H221ZM221 209H220V210H221ZM150 220H151V219H150ZM152 221H153V220H152ZM141 222H142V221H141ZM141 222H140V223H141ZM144 225H145V224H143V226H144ZM139 227H140V224H139ZM144 227H148V226H144ZM140 229H142V227H141ZM145 229H146V228H145ZM147 229H148V228H147ZM142 230L144 231V229H142ZM142 230H139V229L137 228L136 231H137V232H138V231H139V232H140V231L142 232ZM137 232H136V233H137ZM145 232H146V230L144 231V233H145ZM148 232H149V230H148ZM148 232H147V233H148ZM134 233H135V232H134ZM147 233L144 234V236L149 235V237H151V234H152V235L155 234V233H152V232L149 233V234H147ZM177 234H178V232H177ZM134 235H135V234H134ZM138 236H139V235L137 234L136 237H138ZM139 237H140V236H139ZM176 237H177V240H178V239L180 238V237H179V234H178V236H176ZM134 238H135V237H134ZM142 238H144V237L141 236L140 239L143 240ZM146 238H147V237H146ZM152 238H153V237H152ZM135 239H136V238H135ZM141 240H140V241H141ZM137 241H138V240H137ZM138 246H139V245H138ZM136 249H137V248H136ZM138 249H139V248H138ZM244 251L246 252V254H245L244 258H243L245 262H247V261L250 260V261L252 262V264H264V249H262V248L259 246V243L252 245V247H251L250 250H244ZM140 252H141V251H140ZM137 253H138V251H137ZM141 255H142V254H140V256H141ZM142 256H143V255H142ZM139 259H140V258H139ZM143 259H144V258H142V260H143ZM140 260H141V259H140Z\"/></svg>",
  "mask_w": 264,
  "mask_h": 264
}]
</instances>
